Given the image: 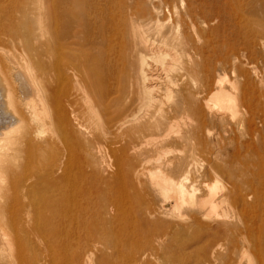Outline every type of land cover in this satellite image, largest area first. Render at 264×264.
Here are the masks:
<instances>
[{
  "label": "rangeland",
  "instance_id": "374dc122",
  "mask_svg": "<svg viewBox=\"0 0 264 264\" xmlns=\"http://www.w3.org/2000/svg\"><path fill=\"white\" fill-rule=\"evenodd\" d=\"M52 1L0 0V58L3 56L1 59L7 65H2L3 69L0 66V90L2 91H0V145L2 144V148L0 146V235L2 234L0 237V264H21L23 260L26 264L28 262L37 264L39 260V264H41L47 259L48 262L50 259V263L46 262V264H56V262L57 264L58 262L59 264H103L100 262L105 256L110 258L108 260H106L107 257L104 258L106 260L105 262L104 259L102 260L104 264H202L200 261L203 262L204 256L207 254V257H210L211 248L214 245L219 247V244H221L222 249L227 247L233 249L239 246L237 247L239 255L237 257H239L238 260H241V264H258V256H264V32L263 29L257 33L252 31L248 22L250 23L252 19L258 20L259 26L264 28L262 27V24H264V10L257 9L255 5L252 6L250 4L251 0H184L186 5L184 4L183 7L191 9L194 17L204 18L205 15V18H208V25L212 30L209 38L212 41L215 65L229 58V66L231 67H229L228 76L230 80L225 86V91L230 95L227 116L230 119L231 128H222L217 124L213 128H180L178 126L179 128H165L160 133L153 131L144 138L143 143L146 146L142 147L140 144L142 148L138 145L137 149L133 151V155L137 156L138 160L130 176L123 175V177H115V179L113 176L105 177L100 174L103 167L104 169H114L119 165L115 160L112 159L111 161L109 159L104 162L105 164L103 163L104 166L99 164L97 168L100 172L97 171L98 175L92 173L90 178L87 175L75 174L76 168L79 166L78 162L67 160L64 153H59L55 149L52 150L51 147H46L47 149L42 152L38 151L37 155L39 156L31 153L29 156L27 148L25 149L23 133L20 131L21 122L16 121L17 118L15 117L16 115L19 116L18 111H20V107H23L26 118L37 123V132H35L37 137H35V140L47 139L52 135L50 116L48 115L53 107L52 98L49 101L47 99L45 102L43 101L47 104L44 105L41 100V92H37L40 95L39 98H37L39 95L33 90L25 93V80L18 75L23 70L28 75H33L32 78L34 76L39 77L40 74V78L43 80L40 85L43 91L45 90L46 98L51 94L48 92L51 88L50 80L53 70L50 67L52 65L50 63H45L42 66L33 64L30 62L29 57L36 51L47 54V58L50 54L52 46L50 44L52 38L50 35L52 34ZM127 1L133 6L137 0ZM143 1L148 3L150 0ZM170 2H177L180 6L182 4L180 0H170ZM27 33L30 34L29 37L27 36L30 40L22 42L20 37L25 34L28 35ZM47 39H50L49 42H46ZM214 74H224V71L219 68L214 71ZM6 76L10 77L7 78ZM45 76L47 78L44 80ZM219 91L217 89L215 93ZM15 93L17 96H15ZM35 98L39 103H37V113L39 114H37L36 119H34L35 113L26 105V103L36 100ZM162 101V103H165L166 96L162 98ZM196 129L198 130L195 132ZM185 131H192L208 142L201 141L198 138L189 143L175 141L178 138L177 136ZM148 133L145 131L143 134L147 135ZM158 136L164 138V140L161 141L162 139H158ZM116 139L117 137L113 138L116 147L124 143L123 140ZM155 144L156 147H153ZM103 149H108V144L105 141H103ZM185 158L190 161L192 167V175L188 180L184 178L181 171L175 169L178 166L177 162ZM122 164L124 165L123 168L127 167L125 163ZM216 164L222 167L223 171H216ZM64 165L69 168L66 170L68 172L63 171ZM34 170L43 177H53L54 170L56 173L63 172L61 174L55 173L58 177L68 173L70 181L73 182L71 185L73 189L69 188L71 191L68 192L72 195V200L69 196V209L70 212L77 211L76 215L71 213L74 222H76L75 220H85L80 223V226H77V224L48 223L42 219L43 223L33 218L32 220L28 218V221L23 210V204L28 199L32 201L34 198L32 195L30 198L23 197L25 193L21 191L23 190L21 188L28 172ZM52 170L53 173H51ZM123 170L126 172L125 169ZM161 171H168L174 185L181 183L187 191L196 192V196H200V198H211L215 193L212 201L214 204L219 205L217 211L212 215H204V213H212L209 206L205 212V210L193 207L189 201L179 202L176 199L175 191L167 193L154 187L153 182L158 179L156 174L161 173ZM47 173L50 175H47ZM131 179L132 181L129 184H132L129 186L125 182H129ZM103 180L106 182L104 183ZM116 180L119 183L115 182ZM167 181L163 179L164 186L169 184ZM92 183L96 184L95 187ZM102 183L105 185H102ZM90 184H92V189L89 187ZM99 187L105 189L103 188L101 191ZM195 188L197 190L193 191ZM45 190H42L39 196L36 194L39 202H41L40 207H42L43 202V205L46 206V201L52 195L51 189H47L51 194ZM225 193L232 197L225 202H221L222 195ZM57 197H61V195ZM43 198H46V201ZM128 198L130 201L127 200ZM57 199L59 200V198ZM116 199L117 202H115ZM100 200L102 201L100 202ZM124 200H126V204L123 202ZM58 202L60 203L56 210L52 209L54 218H58L57 210L62 211L64 208L61 200ZM112 206H114V210ZM124 206L127 207L126 211ZM51 207L46 208V215L52 213ZM225 209L229 211L228 218H223L221 215ZM87 211L88 213H86ZM127 211L130 213H127ZM91 212H95L93 216ZM76 216L77 219H75ZM129 217L130 219L132 217L133 222H127L130 220H126ZM105 218H108L106 222L110 223L108 224L110 226L106 224ZM22 219L27 221L22 222ZM164 220H167L165 224L163 223ZM160 221L164 224L163 226L158 224L161 223ZM224 221L233 224L230 225L232 233L217 237V234L226 231ZM19 222L22 223L23 227ZM26 222L31 226H33V222L35 226L38 224L37 227L33 226L34 230L36 228L37 233L42 230L44 234L40 232L38 235L35 231H32L36 233L33 236L34 234L31 232L33 227L29 228L30 225H27ZM83 223H85L84 226H82ZM97 223L100 224L97 225ZM127 223L133 225L128 224L129 227H127ZM94 224L98 227L94 228ZM53 225L55 226L53 233L48 234V232H52ZM63 226L65 227L63 228ZM19 228H23L22 231L24 229L25 231L21 232ZM46 228L48 232H46ZM130 228L132 229L130 230ZM107 230L110 233L109 236H107ZM98 231L100 232L98 233ZM63 232L65 233L63 234ZM69 232L70 236H67ZM22 234L25 237L28 235V238H24V236H21ZM57 234L59 236H56ZM112 234H116L115 237ZM40 235L41 238H39ZM51 235H55V238ZM71 235L73 236L71 237ZM159 235L161 236L159 237ZM247 236L252 237L254 242L259 244V251L256 250L253 243L251 246L244 245L243 239ZM23 239L28 240L24 241ZM162 240L163 242H161ZM26 242L28 246L25 244ZM30 242L32 245L29 247ZM34 243L38 249L34 248ZM174 245L175 247H173ZM26 247L27 249H25ZM65 248H69V251ZM222 249L221 252H224L225 250ZM97 254L100 255L97 256ZM33 256L34 259H32ZM24 262L23 264H25Z\"/></svg>",
  "mask_w": 264,
  "mask_h": 264
},
{
  "label": "bare ground",
  "instance_id": "6f19581e",
  "mask_svg": "<svg viewBox=\"0 0 264 264\" xmlns=\"http://www.w3.org/2000/svg\"><path fill=\"white\" fill-rule=\"evenodd\" d=\"M180 1L182 3L181 6L178 5L177 2H170V0H150L148 3L143 0H137L136 3L133 4V6H131L127 0L52 1V34H50L52 38L49 36L51 38L50 44L52 46L51 49L48 48L50 49V54L47 58V54H41L39 51H36L35 53L31 54V57H29L30 62L33 64L42 66L45 63H50L52 65V67H50L53 70L50 80L51 88L50 92H48L49 94H51L49 95L46 90V93L49 95V99L48 97L46 98L45 90L43 91V88L40 85V82L43 81L42 78H40V74L39 77L34 76L33 78L31 77L33 75H28V73H26V71L24 72V70L20 71V73L18 74L19 77L25 80V90L23 89L25 93L31 92L33 90L35 93H42V102H45L46 99L49 101L50 98H52L53 100L52 111L48 112L47 110V112L49 113L48 115L50 116V123L52 128V135H49L50 137L47 139L42 138V140H35V137H37L35 134V132H37V123L31 122L26 118L22 109L23 107H20V111H18L19 116H15L17 118L16 121L21 122L20 131H22L23 133V137L25 139H23L25 142V149L27 148L26 150L29 152V156L30 153L33 155H37L38 151L42 152L43 150L51 147L52 150L55 149V151H58L59 153H64L67 160H75L76 162H78L79 166H77V171H75V174H80L81 176L87 175L88 177L92 173L97 174V171L99 170L97 166L99 164H103L109 159H111L112 161L113 159L116 161V163H119L118 166H116L114 169H104L103 167L101 169V172H98H100V174L105 177H123V175L130 176L133 173V167L138 160V157L133 155V151L136 150L137 146L140 144L142 145V147L146 146V144L143 143V141H145L144 138L151 134V132L153 131L160 133L165 128H177L178 126H180V128H213V126L217 124H219L222 128H231V123L229 121L230 119L227 116V108L229 105L230 95H228V93L225 91V86L230 80L228 76V70L229 67H231L229 66V58L227 57V60L220 61V63L215 65L212 51V41L209 38L212 30L210 25H208V18H205V15L204 18L194 17L191 9H189L188 7H183L186 5L184 0ZM262 1L251 0L250 4H252V6L255 5L257 9L264 10V2ZM248 25L250 26L251 30L256 33L261 32L262 29L264 32V28H261L259 26L260 24L258 20L252 19L250 23L248 22ZM262 25L261 26L264 27V24ZM27 34L28 35L25 34L21 37L19 36L22 42L30 40L28 39L30 34ZM48 40L50 39H47L46 42ZM1 58L0 66L1 69H3L2 65L6 64ZM29 65L31 66V64ZM219 68L224 71V74L215 75L214 71ZM6 77L8 78L10 76ZM46 78L47 77L45 76L44 80ZM217 89H219L220 91L215 93V90ZM39 93L37 94L39 95ZM15 96H17L16 93ZM165 96L166 101H164L165 103H162V98H164ZM39 97L40 95L37 98ZM37 98H35L36 100L26 103V105H28L29 108L35 113L34 119H36L38 117L37 114H39L37 113ZM45 104L46 103H44V105ZM197 130L198 129L194 131L196 132ZM145 131L149 133L147 135L143 134ZM114 137L123 140L124 143L116 147V145H114L113 143ZM177 137L178 138H176L175 140L177 142L189 143L191 141H195L196 138L200 139L201 141L208 142L207 140H205V138L199 137L198 134H195L192 131H185L183 134H180ZM158 139L162 138L159 137ZM163 140L164 138L161 141ZM103 141L108 144L107 150L103 149ZM111 144H113L114 147H112L113 145L111 146ZM0 146L2 148V144ZM153 147H156V144ZM37 156L35 157L36 159ZM122 163H125L127 167L123 168L122 166L124 165ZM104 164L102 166H104ZM177 165L178 166H176L175 169L181 171V173L184 175V178H187L188 180V178L192 175V167L190 161L185 158L177 162ZM68 169L69 168H67V166L65 167L64 165L63 171H66ZM123 169H125L126 172ZM215 170L223 171L222 167L217 164L215 166ZM35 171L36 170L28 172L25 182L24 184H22L23 187L21 189L23 190L20 189L25 193L23 197L26 196L27 198H30V196L32 195L34 198L32 201H29L28 199V201H25L23 204L24 209H22L27 215V219H37L38 222H43V219L48 223L54 222L60 223V225L77 224V226H80V223L85 220H75L77 219L76 216V218L74 219L76 222H74L71 213L72 215H76L77 211L70 212L71 210L69 209V196L71 197L70 200H72V195H70L68 192L73 189L71 188L73 182L70 181V177L67 175L68 173H65L64 176L63 174L62 176L59 175L61 177H58L55 175V170L54 173L52 170L51 173H53V177H43ZM61 172L58 173L61 174ZM49 173H47V175H50ZM91 177L92 176H90V178ZM156 177L158 179L153 182V186L157 187L158 189H162L167 193H172L173 191H175L177 196L176 199H178L179 202L189 201L193 207L200 210H205V212L209 206L212 210V213H204V215H212L217 211L219 205L214 204V202L212 201L215 193L211 198H200V196H196V192L187 191L183 184L178 183L174 185V183L170 179L168 171H161V173L156 174ZM132 179L129 182L125 183L131 186L132 183H129L132 181ZM163 179L168 180L167 182L169 184L164 186V184L162 183ZM115 182H118V180H116ZM104 183H102V185H105ZM92 184H90L89 187H91ZM93 185L95 187L96 184ZM106 186L108 187V185ZM45 188L46 190L51 189L50 192L52 193V195L49 196L50 198L48 197L49 199L47 201L45 200L46 198H43L46 201L47 205L44 206L43 202L42 207H40L41 202H39L36 194H38L39 196V193L42 190H45ZM69 188H71V190ZM103 188L104 187H101L100 189L99 187L101 191ZM112 190H114V188H112ZM195 190L197 189L195 188L193 191ZM47 192L49 191L47 190ZM58 195H61V197H57ZM231 197L232 196L225 193L224 195H222L221 202H225L228 200V198ZM57 198L61 200L64 208L62 209V211L57 210L58 218H54L53 210H56L60 203L58 202L59 200ZM79 199L81 198L79 197ZM127 200H129V198ZM239 200L241 201V199ZM101 201L102 200H100V202ZM125 201L126 200H124L123 202L125 203ZM115 202H117V199ZM119 204L121 205V203ZM75 205L78 207L77 204ZM49 206H52L51 210H53L51 214L47 213L48 215H46V208H48ZM112 207L114 210V206ZM73 210L75 211V209ZM124 210L126 211L127 207ZM86 213H88V211ZM93 213L91 212L92 216L94 215ZM127 213L130 212L127 211ZM221 215L223 218H228L229 211L225 209L223 211V214ZM116 217L118 218V216ZM105 219L106 222L108 218ZM129 219L130 217L126 220ZM23 221L27 220L22 219V222ZM127 222H133L132 217ZM165 222H167V220H164L163 223L165 224ZM94 223L96 224V222ZM84 224L85 223H83L82 226H84ZM98 224L100 223H97V225ZM106 224L108 225L110 223L106 222ZM128 224L131 225V223H127V225ZM158 224H162V222ZM164 224H162L161 226H163ZM223 224L226 227V231L222 234H217V237L226 236L232 233V228H230V225L232 226L233 224L227 221H224ZM20 225L22 226V223ZM27 225H30L29 228L35 226L34 222L32 224L33 226H31V224ZM97 225H95L94 228ZM129 225L127 227H129ZM40 226L43 227L42 224H40ZM64 227L65 226H63V228ZM43 228L45 229V227ZM54 228L55 226L53 227V229H51V233L48 232V229L46 228V232H48V234H52ZM22 229H20L21 232L25 231V229L23 231ZM131 229L132 228H130V230ZM158 229L160 228L158 227ZM70 230L73 231L72 229ZM32 231L36 232L37 230L36 228L34 230L33 227V230L31 229V232ZM86 231L88 230L86 229ZM35 232H32L34 234L33 236L36 235L37 232ZM40 232H42V230ZM40 232H38L37 234L39 235ZM99 232L100 231H98V233ZM108 232L109 231L107 230L106 233ZM64 233L65 232H63V234ZM26 234L28 233L26 232ZM60 234L62 235V233ZM69 234L70 232L67 233V236H70ZM109 234L110 233H108L107 236H109ZM115 235L116 234H114L113 237H115ZM21 236H24V238H28V235H26L27 237H25V235L23 234ZM56 236L59 235L57 234ZM72 236L73 235H71V237ZM160 236L161 235H159V237ZM252 237H245V239H243L244 245L251 246L253 243L256 246V250L259 251L260 246L258 243L254 242ZM39 238H41V235ZM53 238H55V235L53 236ZM23 240L25 241L28 239ZM71 242L72 241L70 240V243ZM161 242H163V240ZM25 244L27 245V242ZM47 244H49V242H47ZM31 245L32 243L30 242L29 247ZM35 245L36 244L34 243V248H37ZM219 245V247L214 245L211 248L210 257H207V254L205 255L204 253V260L203 262L201 260L200 263H242L241 260H238L239 257H237V247L239 246H237L236 248L234 247L233 249H230L229 247H227L226 249H222L221 244ZM65 247L67 248L66 245ZM173 247H175V245ZM25 249H27V247ZM221 249L225 251L221 252ZM99 255L100 254H97V256ZM106 257L107 256L103 257L102 259L98 257L99 259H101L100 263L104 264V262L110 258L107 257L106 259ZM32 259H34V256ZM103 259L104 262H102ZM54 260L56 259L54 258ZM258 260V264H264V256L259 255ZM110 261L112 262V260ZM23 262L24 260L21 264H23ZM46 262H48V259L44 263H40L46 264ZM48 263H50V259ZM28 264H31V262H28ZM37 264H39V260L37 261Z\"/></svg>",
  "mask_w": 264,
  "mask_h": 264
}]
</instances>
